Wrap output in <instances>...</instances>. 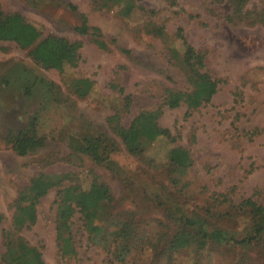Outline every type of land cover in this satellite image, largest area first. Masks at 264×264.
I'll return each instance as SVG.
<instances>
[{"label": "rangeland", "instance_id": "obj_1", "mask_svg": "<svg viewBox=\"0 0 264 264\" xmlns=\"http://www.w3.org/2000/svg\"><path fill=\"white\" fill-rule=\"evenodd\" d=\"M257 1H255L256 3ZM229 0H0L4 14L18 13L43 35L53 34L82 43L76 66L63 72L43 68L15 43L0 41V264L5 252L3 231L11 226L13 202L39 172L68 173L89 192L94 179L114 197L112 214H132L142 221L139 236L160 235L173 228L160 209L144 197L146 190L168 184L167 166L176 147L193 159L181 183L190 181L185 198L189 206L208 193H229L238 203L253 198L264 205V28L232 20ZM73 5V10L69 5ZM162 27L168 45L183 50L176 37L182 28L188 43L204 52L210 75L221 81L208 105L186 117V106L162 108L158 124L169 132L140 155H129L112 131L113 117L128 126L141 111L161 106L165 89H189L178 63L168 58L167 44L154 34ZM100 44V45H99ZM89 78L93 88L85 95L71 93L72 80ZM40 80L60 87L55 104ZM29 85L30 94L25 86ZM129 97V101L125 100ZM36 126H27L33 116ZM82 121L109 134L116 146L111 159L120 174L72 151L64 138ZM61 128V129H59ZM45 137V145L19 156L12 142L19 133ZM200 188V189H199ZM199 192V193H198ZM170 193V191H169ZM56 190L37 205V221L19 236L37 247L45 264H62L56 244ZM159 223H162L161 228ZM228 225L227 222H222ZM79 214L72 219L71 235L77 258L72 264H121L94 243ZM160 245L158 249H164ZM211 249V248H209ZM264 264V245L246 250H208L195 260L183 257L172 264ZM139 256V257H138ZM139 258V259H138ZM126 264H165L143 259ZM142 261V262H141ZM141 262V263H140ZM125 264V263H124Z\"/></svg>", "mask_w": 264, "mask_h": 264}, {"label": "trees", "instance_id": "obj_2", "mask_svg": "<svg viewBox=\"0 0 264 264\" xmlns=\"http://www.w3.org/2000/svg\"><path fill=\"white\" fill-rule=\"evenodd\" d=\"M69 7L76 9L71 4ZM228 7L232 20L264 28V0H229ZM154 30V34L167 44L170 37L163 28L157 27ZM176 37L183 50L167 44V56L178 63L189 89L184 92L165 89L161 106L155 110L139 112L128 126L121 123V116L114 115L111 129L121 139L129 155H140L160 136H168L169 132L158 124L163 107L174 109L184 104L187 110L185 116L189 117L191 111L208 105L218 91L221 81L210 75L205 53L188 43L182 28L177 29ZM0 41L15 43L20 49L28 50V56L36 64L59 72H63L66 66H76L80 60L81 42H72L53 34L43 35L36 25L26 21L22 15L4 14L1 6ZM40 82L45 92L53 96L51 101L56 105L61 104L62 101L56 99V96H60V87L49 81ZM72 82L70 91L77 95H85L94 86V81L89 78H77ZM29 87L25 86L27 95L30 94ZM125 100L129 101V97ZM37 119L36 114L27 126L34 129ZM70 128L72 129L64 140L72 151L91 158L117 175L120 174L111 159L116 146L107 132L84 121ZM45 142V137H36L34 131L31 135L19 133L12 142V148L19 156H25L43 147ZM171 155L167 166V180L175 191L172 192L168 184H162L144 192L147 201L154 208L160 209L163 216L173 224L169 234L166 225L165 230H160V235L156 231L154 234H147L145 238L140 237L143 222L134 220L132 214H112V192L97 178L91 182L89 192H85L74 183L71 174L39 172L30 179L13 202L11 226L6 232H2L5 245V252L1 256L2 264H45L41 251L29 245L19 234L36 223L37 205L52 190H56L54 222L57 251L62 264H72L77 258L71 235L72 219L76 214L80 215L84 224L91 225L88 227L90 239L107 249L113 261L121 264H126L130 259L137 261L135 258L139 254L143 259L154 258L158 263L163 261L165 264H172L183 257L195 260L212 249L246 250L264 245V205L253 198L259 190L238 203L233 201L229 193H208L205 198H200L203 206L195 202L189 206V200L182 197L185 198L191 183H181L180 178L187 174L193 159L190 152L181 146L176 147ZM3 220L0 213V227ZM222 222H227L230 226H225ZM158 226L163 228L162 223ZM160 245L165 248L159 250ZM246 257L248 256H242L235 264L249 263L250 258L241 262Z\"/></svg>", "mask_w": 264, "mask_h": 264}]
</instances>
